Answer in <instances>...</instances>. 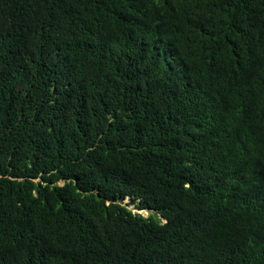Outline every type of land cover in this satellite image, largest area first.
<instances>
[{
    "label": "trees",
    "instance_id": "1",
    "mask_svg": "<svg viewBox=\"0 0 264 264\" xmlns=\"http://www.w3.org/2000/svg\"><path fill=\"white\" fill-rule=\"evenodd\" d=\"M0 264H264V0H0Z\"/></svg>",
    "mask_w": 264,
    "mask_h": 264
},
{
    "label": "rangeland",
    "instance_id": "2",
    "mask_svg": "<svg viewBox=\"0 0 264 264\" xmlns=\"http://www.w3.org/2000/svg\"><path fill=\"white\" fill-rule=\"evenodd\" d=\"M121 203H122L123 205H125V206H128L132 211H134V213H136V214L140 213L142 216H144V217H146V218H148V217L151 216V214H152V213H150V211H148V210H144V211H143V210H142V211L138 210V209H137V204H139V203H137V204H133L132 200L129 201V198H126V200L121 201Z\"/></svg>",
    "mask_w": 264,
    "mask_h": 264
},
{
    "label": "clouds",
    "instance_id": "3",
    "mask_svg": "<svg viewBox=\"0 0 264 264\" xmlns=\"http://www.w3.org/2000/svg\"><path fill=\"white\" fill-rule=\"evenodd\" d=\"M127 198H129V201L132 200L131 197H127ZM140 202H141V200L138 201V203H140ZM144 210H148V209H144ZM144 210H143V211H144ZM140 211H142V210H140ZM148 211H150V210H148ZM138 214L141 215L140 213H138ZM145 218H146V217H145ZM162 222L165 223L164 221H162Z\"/></svg>",
    "mask_w": 264,
    "mask_h": 264
}]
</instances>
